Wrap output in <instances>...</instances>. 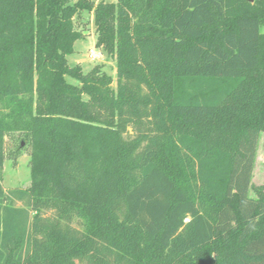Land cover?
<instances>
[{
    "label": "trees",
    "instance_id": "1",
    "mask_svg": "<svg viewBox=\"0 0 264 264\" xmlns=\"http://www.w3.org/2000/svg\"><path fill=\"white\" fill-rule=\"evenodd\" d=\"M82 11L115 88L69 63ZM263 26L264 0H0V264H264Z\"/></svg>",
    "mask_w": 264,
    "mask_h": 264
},
{
    "label": "rangeland",
    "instance_id": "2",
    "mask_svg": "<svg viewBox=\"0 0 264 264\" xmlns=\"http://www.w3.org/2000/svg\"><path fill=\"white\" fill-rule=\"evenodd\" d=\"M107 1L116 2L117 0ZM75 26L83 32V37L75 42V51L68 56L70 65H80L84 72L101 65L103 70L112 76V86L115 88L117 78L116 58L96 45L97 32L94 12L82 11L80 17L75 21ZM262 31L264 32V26ZM67 79L70 82L78 83L71 77H67ZM85 98H87L86 95ZM6 140L7 157L3 169V186L6 189L27 187L31 182L30 149L26 146V142L19 145L20 135L18 132L8 133ZM253 183L264 187V131L261 132L258 141ZM252 195H255L254 191H252Z\"/></svg>",
    "mask_w": 264,
    "mask_h": 264
},
{
    "label": "water",
    "instance_id": "3",
    "mask_svg": "<svg viewBox=\"0 0 264 264\" xmlns=\"http://www.w3.org/2000/svg\"><path fill=\"white\" fill-rule=\"evenodd\" d=\"M250 1H253V0H250Z\"/></svg>",
    "mask_w": 264,
    "mask_h": 264
}]
</instances>
